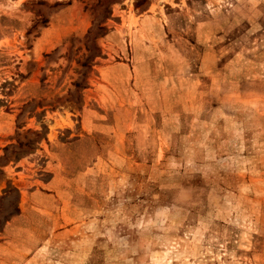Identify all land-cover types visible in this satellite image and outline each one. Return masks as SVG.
I'll return each instance as SVG.
<instances>
[{
    "label": "rangeland",
    "instance_id": "374dc122",
    "mask_svg": "<svg viewBox=\"0 0 264 264\" xmlns=\"http://www.w3.org/2000/svg\"><path fill=\"white\" fill-rule=\"evenodd\" d=\"M0 264H264V0H0Z\"/></svg>",
    "mask_w": 264,
    "mask_h": 264
}]
</instances>
